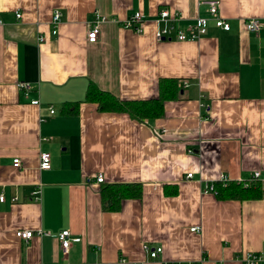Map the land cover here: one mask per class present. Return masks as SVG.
Returning a JSON list of instances; mask_svg holds the SVG:
<instances>
[{"label":"crops","instance_id":"0c3cea01","mask_svg":"<svg viewBox=\"0 0 264 264\" xmlns=\"http://www.w3.org/2000/svg\"><path fill=\"white\" fill-rule=\"evenodd\" d=\"M204 1L0 0V264H241L239 255L264 249V196L203 192L221 174L264 178V0H219L230 31L211 21L198 40H157L161 9L179 13L185 28L208 16ZM135 12L140 34L123 26ZM97 15L106 21L93 43ZM251 18L259 32L246 28ZM163 77L182 79V98L149 122L84 101L90 81L121 99H148ZM66 102L81 103L68 113ZM41 152L51 154L48 170ZM114 183H141L142 197L105 210L101 188ZM19 229L34 236L25 242ZM64 230L80 238L68 254ZM145 244L163 251L152 259Z\"/></svg>","mask_w":264,"mask_h":264},{"label":"built area","instance_id":"2783aa9c","mask_svg":"<svg viewBox=\"0 0 264 264\" xmlns=\"http://www.w3.org/2000/svg\"><path fill=\"white\" fill-rule=\"evenodd\" d=\"M204 4L207 7V13L208 16H199L197 17L194 22L189 23L185 28L181 27L180 22L182 20V17L177 12H172L168 8H163L159 11L155 18V23L157 25V29L155 32V36L157 40H172L176 39L178 41H195L203 37L207 34L210 22L213 21L214 25L217 28H220L224 31H230L231 30V24L229 21H227L223 16L220 14V1L219 0H207L204 1ZM16 17L20 18L21 13L17 12ZM106 21V18L100 15H97L95 23L92 25L89 34L88 39L90 42L95 43L98 40L99 34H100V23ZM62 22V13L59 9L54 10L53 16L51 19V32L52 34H56L58 32V28ZM1 23V22H0ZM144 20L141 12H135L129 19L125 21L123 24L124 28L130 29L134 31L135 33H143L144 31ZM245 26L249 31L252 32H259L262 27L263 23L257 19V18H251L248 19L245 22ZM45 41L44 36L39 37V42ZM185 86L188 85L187 82L183 83ZM18 87L23 90L27 91L30 89V85L27 82L21 81L18 83ZM32 104H39V101L34 100L31 101ZM50 113H55V110L53 107H50ZM192 149H189V152L192 153ZM39 166L42 170H48L52 167V161H51V154L49 152H41L39 156ZM13 165L15 167H18L20 165V160L18 158L13 160ZM188 178H192V173L187 174ZM99 183L104 181L103 175L99 174L96 179ZM230 180L226 175L221 174L219 178L215 182H220L223 185H227L230 183ZM243 182V185L247 187L251 181H259L261 189L264 192V178L262 177L260 171H255L250 179L248 180H239ZM215 182H207L205 184L204 193H213L216 194V189L214 186ZM38 191L34 192L35 198H37ZM4 197L0 195V201H3ZM192 231H199V227H193L191 229ZM42 232H40L41 234ZM16 236L25 241L28 242L33 236L34 232L32 230H25V229H19L16 231ZM58 239L61 244V249L64 254H68L70 247L73 242H78L80 238L73 237L71 235V232L69 230H64L58 235ZM144 250L147 252V254L150 256V258L155 259L159 257V255L162 253L163 248L161 246L157 247H150L149 245H143ZM241 264H259L261 262H264V249L262 251H250L246 252L243 255H239L238 257ZM124 261V260H122ZM185 264H202V261H199L198 263H185ZM218 264H225L224 262H219Z\"/></svg>","mask_w":264,"mask_h":264},{"label":"trees","instance_id":"16d2710c","mask_svg":"<svg viewBox=\"0 0 264 264\" xmlns=\"http://www.w3.org/2000/svg\"><path fill=\"white\" fill-rule=\"evenodd\" d=\"M182 79L177 77H163L158 82V95L148 99H121L114 93L99 88L97 84L90 81L86 90L85 102L97 105L99 112L104 113H125L131 118L149 122L165 115V105L170 101H177L182 98ZM81 102H66L63 110L68 113H75ZM216 194L220 199H253L261 198L264 192L259 181H251L247 187L242 181H230L223 185L220 182L214 183ZM143 194L141 183H114L101 188V197L105 210L117 211L120 209L123 200L139 199Z\"/></svg>","mask_w":264,"mask_h":264}]
</instances>
